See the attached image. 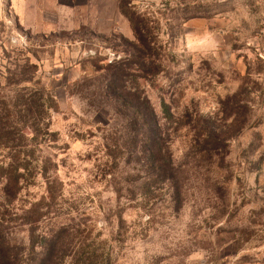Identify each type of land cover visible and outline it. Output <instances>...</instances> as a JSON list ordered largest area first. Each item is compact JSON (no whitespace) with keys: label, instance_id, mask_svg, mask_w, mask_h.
<instances>
[{"label":"rangeland","instance_id":"1","mask_svg":"<svg viewBox=\"0 0 264 264\" xmlns=\"http://www.w3.org/2000/svg\"><path fill=\"white\" fill-rule=\"evenodd\" d=\"M263 46L264 0H0V103L42 104L54 134L20 148L13 201L0 177L19 264L51 182L33 243L56 241V263L264 264ZM138 96L176 180H145Z\"/></svg>","mask_w":264,"mask_h":264},{"label":"trees","instance_id":"2","mask_svg":"<svg viewBox=\"0 0 264 264\" xmlns=\"http://www.w3.org/2000/svg\"><path fill=\"white\" fill-rule=\"evenodd\" d=\"M118 70L121 69L118 68ZM119 75L120 73L118 76ZM123 80L126 81V76L123 77ZM136 102L135 114L137 115V129L139 128L137 130L138 137L142 128L146 130L145 136H143L146 140L143 147L146 153L144 161L145 167L147 168L145 171V180H158V182L176 180L178 173L170 155L168 137L162 133L157 116L148 100H142L138 96L136 97ZM167 114V111L164 112V116ZM43 115L44 111H42V104L31 105L25 102H16L11 106H6L4 104L0 105V149L9 152L8 155L11 157L10 163L6 166H1L0 177L6 181L5 191L9 201H13L16 198L20 189L19 184L22 181L21 179L25 176L20 172L21 169H27L26 165L23 164L27 162V159H22L20 157V148L26 146V142L30 141L29 137H32L31 142L38 146L41 145L42 142L40 139L43 136L54 137V134L49 132L48 126H45ZM165 117L164 119H167V116ZM42 126H45V128H42ZM135 161L139 163V156H136ZM47 171L48 168L45 167V176L48 173ZM50 181L51 180H48V182ZM50 184L53 183H48L47 196L43 197L42 200L33 207L28 217L24 218V221L21 219L26 226H29V232L32 235V250L35 256V260H33L35 262L33 264H62L53 261L57 256L56 241L43 237L45 242L44 245L36 246L35 243H33V234L38 230L41 221L49 215V210L52 209L51 204L55 203L58 196V190L53 186L49 187ZM46 201L48 203H46ZM3 215L0 216V264H19L20 255L12 250L3 232L6 226L5 216ZM37 247H40V252L38 253L36 252L39 249ZM88 264L94 263L90 262Z\"/></svg>","mask_w":264,"mask_h":264},{"label":"built area","instance_id":"3","mask_svg":"<svg viewBox=\"0 0 264 264\" xmlns=\"http://www.w3.org/2000/svg\"><path fill=\"white\" fill-rule=\"evenodd\" d=\"M259 55H260L261 58L264 57V46H263V48L259 51Z\"/></svg>","mask_w":264,"mask_h":264}]
</instances>
